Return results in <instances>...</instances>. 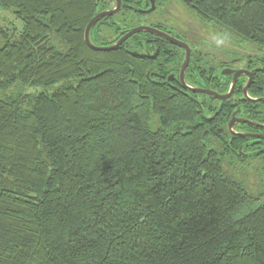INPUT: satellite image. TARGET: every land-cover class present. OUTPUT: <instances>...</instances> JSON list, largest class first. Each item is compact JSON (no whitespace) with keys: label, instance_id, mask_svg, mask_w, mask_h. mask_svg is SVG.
<instances>
[{"label":"trees","instance_id":"trees-1","mask_svg":"<svg viewBox=\"0 0 264 264\" xmlns=\"http://www.w3.org/2000/svg\"><path fill=\"white\" fill-rule=\"evenodd\" d=\"M178 1L252 43L247 66L264 54V0ZM122 3L90 42L109 45L132 27V1ZM109 5L0 0L21 21L0 23V92L11 91L0 99V264H264V192L223 168L264 151L237 153L230 100L165 81L182 55L158 64L131 53L151 34L89 49L85 27ZM195 57L190 84L227 93L229 76ZM253 75L262 92L264 67Z\"/></svg>","mask_w":264,"mask_h":264},{"label":"flooded vegetation","instance_id":"flooded-vegetation-1","mask_svg":"<svg viewBox=\"0 0 264 264\" xmlns=\"http://www.w3.org/2000/svg\"><path fill=\"white\" fill-rule=\"evenodd\" d=\"M109 1V7L105 8L104 10H112V8H114L116 6L115 1L114 0H107ZM132 3L130 6H132V10H131V19H133V23H132V27H130L128 30L125 31V33H127L128 31L136 28V27H140V25H135L134 21L136 20V18L140 19L141 17H145L147 16V14L152 13L154 11H156V9H158V7H161L160 9H162L165 6V2H168L167 0L162 1V4L160 6H157V3L155 0H131ZM123 3L121 0V9H123L122 7ZM153 6V10L149 11V9ZM159 9V10H160ZM103 11V10H102ZM118 12V11H117ZM114 14V13H113ZM154 14V13H153ZM113 16V15H112ZM173 19L175 21L178 22V20L176 19L175 15L172 14ZM106 17V16H104ZM108 17V16H107ZM103 18V17H102ZM182 27L179 28L176 24L174 25H166L165 23H162L160 21H154L153 23L147 24L144 27H151L153 29L156 30L157 33H153L150 31H140V32H136V33H149L151 34L152 37H147L145 39H140V45H138L135 49H133V51H131V53L134 56H139L142 58H145L148 60V62H152V63H158L159 64V60L161 58V56L165 55L166 58L168 57H172L173 54H178V55H182V61L180 62L179 66H178V71L176 69V65L175 66H171V68L169 67V72L168 75L165 79V81L172 83L174 82L178 87H181L182 89H186L190 92L193 93H200V94H204V95H209L211 97H213L215 100H221V101H229V106H231V114L228 120V125H227V131L230 135L232 136H237L240 139L236 140L235 143L238 146L237 149V153H239L241 156H243L242 158H247L249 156H246L247 154H254L256 152H260V151H264V122L261 120L262 118H260V114L263 113L264 114V90L262 92H256L254 93L253 90H251V88H253L256 85V81L254 80V75L253 72L255 70H262L263 69V65L258 67L255 66L254 64L257 62H260L261 60L264 61V58H260L261 56H264L263 53H261L258 56V59L253 60V62H251L248 66L246 65V63H244V65H239V67L234 66L233 64L227 63L230 62V60L232 61V59H228L227 57L223 56L222 58H219L218 60H215V56H208L206 54H203L201 51H199L196 47L191 46L189 44V42L186 39V35L183 34V32L185 30H187V28H184V25L181 23ZM123 32V31H122ZM125 33H123L121 36H123ZM136 35V34H133ZM131 35V36H133ZM120 36V38H121ZM129 36V38L131 37ZM120 38H118L117 40H119ZM116 40V41H117ZM114 41V42H116ZM178 43L182 44L184 43L186 46L189 47L190 52H189V60L188 63L185 66V70L183 73V79L180 78V72H181V66L183 64V61L185 59V48L183 46H180ZM114 44V43H110L109 45ZM200 56H207V60L205 63V67L213 68L215 70H212L213 72L216 73V71L218 70V68H221L219 70L220 75L225 76L230 78V83H229V87L230 84L232 82V76H233V72L225 75L223 74V70L226 68H231L234 70H239V69H243L246 70V72H249L250 75H248L247 73H241L240 76L237 78L235 85L233 87V92L232 94L229 96V98L227 99H216L213 95L209 94V93H204V92H199V91H191V89H195V88H200V89H204V90H211L214 91L215 93H219L216 90L210 89V88H204L201 86H198L197 84L195 85H191V82L194 81H198L199 76L196 73H192L194 75H192V77L190 78V73H189V68L188 66H193L192 61H194V59L196 58V55ZM204 58V57H203ZM223 62H226L227 64H221ZM196 66V68H198L197 70L199 71V69L201 68V64H197L194 65ZM153 66L149 67V70H153ZM164 68H160V71H157V75L161 78V76L163 75L162 71ZM203 68H201L202 70ZM166 70V69H164ZM155 71V70H154ZM212 72V74H214ZM240 78H243L244 81L242 83V87H241V92L240 93H234L235 88L237 86V82ZM249 81V83H248ZM248 83V84H247ZM247 84V91L245 92L243 87ZM258 84V83H257ZM260 88H263L262 85H256ZM237 89V88H236ZM229 92V91H228ZM227 92V93H228ZM219 94H226V93H219ZM235 113L234 117H232V115ZM233 118L234 122H233V126L232 129H229V122L230 120ZM264 154L261 153V155Z\"/></svg>","mask_w":264,"mask_h":264},{"label":"rangeland","instance_id":"rangeland-1","mask_svg":"<svg viewBox=\"0 0 264 264\" xmlns=\"http://www.w3.org/2000/svg\"><path fill=\"white\" fill-rule=\"evenodd\" d=\"M165 6L160 9L158 7L156 11L143 16L140 19L136 18L135 25L146 26L154 21L165 23L166 25L176 24L179 28H187L183 32L186 35V39L191 46L196 47L203 54L208 56H215V60L222 58L223 56L228 59L235 58L236 62L234 66L244 65L247 62V57L255 55L257 53L256 47L252 43H247L234 33L223 29L216 23L202 22L198 16L191 12L181 1L167 0ZM160 9V10H159ZM154 13V14H153ZM172 14L175 15V21ZM0 23L9 27H15L17 30L21 28V21L16 19L13 10L3 8L0 6ZM56 85L48 87L46 90L50 91L55 88ZM24 91H33L32 88L26 87ZM11 91L0 92V99L10 95ZM224 173L227 176L234 177L241 182L247 190L256 195L259 192H264V157H254L247 159L243 163H234L228 165L227 162H223ZM264 201V197L260 200Z\"/></svg>","mask_w":264,"mask_h":264},{"label":"water","instance_id":"water-1","mask_svg":"<svg viewBox=\"0 0 264 264\" xmlns=\"http://www.w3.org/2000/svg\"><path fill=\"white\" fill-rule=\"evenodd\" d=\"M115 1V4L116 6L114 8H112V10H103L101 12H98L96 13L95 15H93V17L90 19V21L87 23L86 27H85V30H84V36H83V39H85V42H86V45L89 47V49H93V50H97V51H113L114 49L118 48L127 38H129V36L133 35V34H136V32H140V31H150V32H153V33H157L155 29L147 26V27H144V26H140V27H136L130 31H128L127 33H125L123 36H121V38L119 40H117L116 42H114V44H111V45H103V46H97L95 44H93L92 42H90V39H89V33H90V30L92 28V26L97 23L100 19H102V17L104 16H112L113 13H116L117 11H119V9L121 8V0H114ZM153 10V6L149 9V11ZM180 46H183L185 48V59L183 61V64L181 66V72H180V78L183 79V73H184V70H185V66L186 64L188 63V60H189V52H190V49L188 46H186L184 43L180 44L178 43ZM233 72V76H232V82L230 84V87H229V92L226 93V94H217L215 93L214 91H211V90H204V89H200V88H195V89H191V91H199V92H204V93H209L211 95H213L216 99H227L229 98V96L232 94L233 92V87L235 85V82L237 80V78L240 76L241 73H247L248 75L249 72H246V70H243V69H239V70H234V69H231V68H226L223 70V74L225 75H228L230 73ZM249 83V81H248ZM247 83V84H248ZM247 84L243 87L244 91L246 92L247 91ZM235 113L232 115V117H234ZM233 118L230 120L229 122V129L231 130L232 129V126H233ZM262 152V151H261Z\"/></svg>","mask_w":264,"mask_h":264}]
</instances>
